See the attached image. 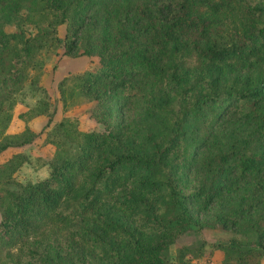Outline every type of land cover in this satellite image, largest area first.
Segmentation results:
<instances>
[{
    "label": "trees",
    "instance_id": "trees-1",
    "mask_svg": "<svg viewBox=\"0 0 264 264\" xmlns=\"http://www.w3.org/2000/svg\"><path fill=\"white\" fill-rule=\"evenodd\" d=\"M51 47L97 55L57 87L102 127L60 119L47 174L0 185V264H171L169 246L204 224L231 233L220 264H262L264 0H0V153L52 121ZM27 82L45 126L8 134ZM28 160L12 152L0 183Z\"/></svg>",
    "mask_w": 264,
    "mask_h": 264
},
{
    "label": "rangeland",
    "instance_id": "rangeland-1",
    "mask_svg": "<svg viewBox=\"0 0 264 264\" xmlns=\"http://www.w3.org/2000/svg\"><path fill=\"white\" fill-rule=\"evenodd\" d=\"M22 26L29 33H33L34 29L31 24L23 22ZM16 26H8L7 29H13ZM58 33L63 36L65 33L64 25L58 29ZM57 49V48H56ZM53 47L43 52L46 58V65L41 75V83L45 86L50 99V110L53 111V118L47 127L45 126L46 116L39 115L31 117L29 108L37 104V95H33V90L27 82L25 86V95L22 102H18L12 109V119L8 124L5 132L8 134L20 133L25 125H29L34 130L43 129L42 133L35 137L33 141L24 143L15 147H8L0 153V163L5 161L12 152L25 153L29 160L22 165L10 176H3L0 185H6L9 188H20L21 184L29 181H35L47 174L49 166L46 163L53 153L54 146L50 143V137H56L52 132V126L67 116L74 117L78 120L77 127L81 130H88L93 127H102L101 123L96 121L89 112V107L92 102L81 95H75L72 100H69L67 107L63 106L62 99L59 96L57 84L60 79L65 78L64 85L71 84V75L77 71H82L84 68H93L97 65L98 57L96 54L83 56H67L63 55L62 48L58 47L57 53ZM79 58H85L79 59ZM69 69V70H67ZM74 71V72H73ZM72 73V74H70ZM19 112H25L23 117H19ZM1 217V215H0ZM231 233L220 226H212L204 224L202 227L190 229L179 236L167 249V254L171 264L176 263V256L180 253L185 255L184 264H220L222 259V251L215 247L216 242L226 241ZM264 264V257L261 259Z\"/></svg>",
    "mask_w": 264,
    "mask_h": 264
},
{
    "label": "crops",
    "instance_id": "crops-1",
    "mask_svg": "<svg viewBox=\"0 0 264 264\" xmlns=\"http://www.w3.org/2000/svg\"><path fill=\"white\" fill-rule=\"evenodd\" d=\"M79 59H83L84 60L85 58H79ZM85 61H86V59H85ZM67 70H69V69H67ZM10 147H13V146H10Z\"/></svg>",
    "mask_w": 264,
    "mask_h": 264
}]
</instances>
